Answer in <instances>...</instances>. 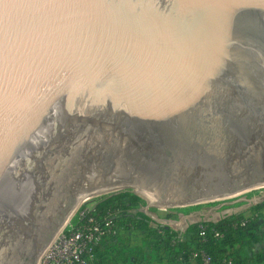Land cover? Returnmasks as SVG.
<instances>
[{"label": "water", "instance_id": "1", "mask_svg": "<svg viewBox=\"0 0 264 264\" xmlns=\"http://www.w3.org/2000/svg\"><path fill=\"white\" fill-rule=\"evenodd\" d=\"M262 189L264 0H0V264L93 198Z\"/></svg>", "mask_w": 264, "mask_h": 264}, {"label": "built area", "instance_id": "2", "mask_svg": "<svg viewBox=\"0 0 264 264\" xmlns=\"http://www.w3.org/2000/svg\"><path fill=\"white\" fill-rule=\"evenodd\" d=\"M74 217V220L56 237L44 253L39 264H92L100 250L109 246L111 242L118 240L121 236L123 228L119 226L116 214L112 212L102 214L96 210V205L91 209L79 208ZM253 221L254 218H244L238 223H233L230 227L234 230L244 228L242 232L244 234L252 230ZM152 227L159 230L164 225L158 223ZM158 232L159 235L163 236L162 230ZM207 233L208 226L206 222L200 223L199 235L203 245L190 252L188 255L189 263L235 264L234 258L227 250H220L218 253H221V256L217 257L214 252L206 248ZM212 236L217 241H223L227 238V234L221 229H213ZM181 237V234L175 236L172 245H175Z\"/></svg>", "mask_w": 264, "mask_h": 264}, {"label": "trees", "instance_id": "3", "mask_svg": "<svg viewBox=\"0 0 264 264\" xmlns=\"http://www.w3.org/2000/svg\"><path fill=\"white\" fill-rule=\"evenodd\" d=\"M144 205H146L145 200L128 191L99 198L96 210L102 214H107L108 212L116 214V220L119 222V226L123 228L120 238H126L128 241L142 232L146 238H150L155 243L153 250H161L160 256L165 257L167 264H190L188 261L190 252L203 245L199 235V225L189 228L176 241V244L172 245L173 238L178 236L179 233L164 226L159 228V230H162L163 236L159 235V230L152 227L146 220L147 216L141 212V209L145 207ZM242 219L244 217L231 216L217 224L206 223L208 226L206 248L214 252L217 257L221 256V253L218 252L224 249L227 244H230V239L217 241L212 236V230L221 229L231 238L235 234H240L244 231V228L234 230L230 227L233 223H238ZM231 256L235 258L236 253H231Z\"/></svg>", "mask_w": 264, "mask_h": 264}, {"label": "crops", "instance_id": "4", "mask_svg": "<svg viewBox=\"0 0 264 264\" xmlns=\"http://www.w3.org/2000/svg\"><path fill=\"white\" fill-rule=\"evenodd\" d=\"M260 191L251 198L244 196L236 198L232 204H242L235 209L236 211L231 210L224 213L221 219L206 222L217 224L231 216L254 218L251 231L235 234L231 238L227 236L225 239L226 241L230 239V244L222 250H227L230 255L236 253L235 264H264V192ZM129 246L126 238H119L100 250L92 264H167L164 256H159L158 260L153 262L154 258L148 252L137 254L129 249Z\"/></svg>", "mask_w": 264, "mask_h": 264}, {"label": "rangeland", "instance_id": "5", "mask_svg": "<svg viewBox=\"0 0 264 264\" xmlns=\"http://www.w3.org/2000/svg\"><path fill=\"white\" fill-rule=\"evenodd\" d=\"M264 192V189H262ZM128 192V191H123ZM261 192L260 190L248 193L244 195L246 198H251L254 195ZM122 193V192H120ZM117 193V194H120ZM114 195V194H112ZM111 196V195H106ZM139 197V196H138ZM101 198H93L83 203L80 208L82 209H91L97 204V200ZM141 198V197H140ZM144 200V199H143ZM237 199H231L227 201H220L211 204H203L199 206L179 208V209H160V208H150L149 211H144L147 206L144 205L141 209V212L147 216L146 220L151 226L155 224L163 223L164 226H167L169 229H173L179 234H183L189 230L192 226L199 225L202 222H210L211 220H218L224 216V213L230 212L231 210L237 209L242 204H237L234 202ZM236 211V210H235ZM76 215V214H75ZM75 217H73L72 221ZM161 222H160V221ZM71 221V222H72ZM150 238H146L144 234L139 233L137 236L128 240L129 249L137 254L141 252H148L154 259L153 262L158 260V257L161 255V250H153L155 243ZM147 254V253H146Z\"/></svg>", "mask_w": 264, "mask_h": 264}, {"label": "bare ground", "instance_id": "6", "mask_svg": "<svg viewBox=\"0 0 264 264\" xmlns=\"http://www.w3.org/2000/svg\"><path fill=\"white\" fill-rule=\"evenodd\" d=\"M141 194V193H140ZM91 200V199H90ZM87 202V201H86ZM85 203V202H84Z\"/></svg>", "mask_w": 264, "mask_h": 264}]
</instances>
